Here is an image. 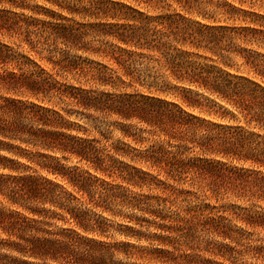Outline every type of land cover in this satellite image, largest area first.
I'll list each match as a JSON object with an SVG mask.
<instances>
[{
  "label": "trees",
  "instance_id": "trees-1",
  "mask_svg": "<svg viewBox=\"0 0 264 264\" xmlns=\"http://www.w3.org/2000/svg\"><path fill=\"white\" fill-rule=\"evenodd\" d=\"M164 1L201 21L142 18L126 5L89 0L90 10L104 6L126 21L96 32L116 44L102 51L83 42L93 26L0 13V33L17 38L12 46L0 43V264H217L204 255L235 258L249 231L264 229V215L188 199L262 196L264 175L183 158L199 149L264 169V137L254 132L264 134V55L254 50L264 49V16L242 8L264 11V0ZM235 17L252 25L226 22ZM71 51L102 52L105 62ZM235 57L260 80L206 64L231 69ZM144 82L175 100L120 92ZM204 95L235 111L217 116H229L227 124L204 110ZM110 117L125 123L122 139L139 143L135 137L146 133L148 147L110 143L112 124L93 127V136L80 125ZM132 122L145 129L133 131ZM69 160L87 170L63 164ZM107 216L120 220L117 228Z\"/></svg>",
  "mask_w": 264,
  "mask_h": 264
},
{
  "label": "rangeland",
  "instance_id": "rangeland-1",
  "mask_svg": "<svg viewBox=\"0 0 264 264\" xmlns=\"http://www.w3.org/2000/svg\"><path fill=\"white\" fill-rule=\"evenodd\" d=\"M89 0H57L55 2L54 0H0V13L7 12L10 15L16 14L20 17L29 18L33 21H45V22H51L52 24H60V25H67V26H77V25H86V26H93L95 27L94 30H88L87 35L83 38V42L88 44V47H91L92 49H100L101 51L109 48L114 47L116 44L109 38H102L97 35L96 32L107 30L109 26L112 25H123L126 24V21L123 19H112L110 16H112V11H108L104 6H101L99 10H90L89 6L87 5V2ZM114 3H118L121 5H126L129 8L136 10L143 14L142 18L144 16H158V15H164V14H181L189 21H201L199 17L193 14L186 13L184 11H180V9L177 7V5L173 4L170 1H164V0H107ZM216 1V0H213ZM228 3H233L237 6H239L238 1L233 0H225ZM242 8L248 12H254L257 15L264 16V11L262 9H259L257 6L252 7L248 3L242 5ZM206 10H210V7H207ZM106 14V15H105ZM210 17V16H209ZM215 18L220 21H224L226 17H222L220 15H216ZM242 17H235L228 19L226 22L229 24H242L245 25L247 23L248 25H252L250 23V20L247 19L246 22H243ZM17 41V38H9L7 35H2L0 33V43H5L10 46H12V42ZM257 53L260 55H264V49H256ZM71 56L81 57L82 59H87L89 61L93 62H99L104 63V54L102 52L100 53H86L84 51H71L69 53ZM208 65L216 66L218 69H224L226 72L235 73L236 69L239 68L240 72L244 74L249 73V77H252L256 81H259L258 77L254 74L253 71L249 69H245L244 66H242V60L239 57L232 58V68L228 69L225 67H222L220 64H214L211 62H206ZM10 67H8L9 69ZM150 81V80H149ZM144 85L135 84L133 87L121 89V93H128V94H134L137 96L143 95V96H161L165 97V95L159 94L156 92L158 89L157 87L149 88L148 84L149 82H144ZM109 91H111L110 87H106ZM116 92V93H120ZM173 92L171 91V94ZM3 95V93H0V96ZM168 100H175L173 96L169 95L168 97H165ZM208 100H205V99ZM200 100L205 104L209 106H213L211 109L208 107H204V110H210L212 112L211 118L217 122L221 123H228L229 116H227L223 120H219L217 116L223 111L235 113V111L228 105L220 102L215 97H211L208 95H204L203 98H200ZM191 113L199 114V110L190 111ZM214 112H218V114H214ZM203 117H206L205 114H200ZM94 118H97L98 116L96 114H93ZM233 122H230L232 124ZM109 124H112L110 126L109 131L110 133L107 135L109 138L110 143H117L118 141L122 143H126L129 147V149L136 148V149H145L148 147V135L146 133H141L139 136L135 137L137 140H142L139 143H136L133 141L132 138L130 139H122L120 132L118 128L125 123H121L117 121L115 118L110 117L106 120L99 121H81L80 125L88 129L89 135L93 136L95 131L93 127H97L100 130L107 129V126ZM130 123H126V125H129ZM131 125L134 129H142L144 130L145 127L141 126L135 122H132ZM253 131V130H252ZM256 133H261L262 137H264V134L262 132H259L258 130H254ZM183 158L185 159H191V158H202V159H213V160H220L221 162L225 163L229 167H236V168H243V169H249L252 171H259L260 174L264 175V169L263 168H257L256 166H252L251 164H244L242 162L232 161L228 159L223 158H217V157H210L208 155L202 154L199 149H190L187 153L184 154ZM119 161H121L124 164H128L132 167H138L140 168L141 164L131 162L128 158H118ZM66 166H77L81 171H86L87 166L85 164H77L74 160H69V162L64 163ZM184 189H188L190 191H194L191 189V187L186 184L182 185ZM188 199L191 200L190 205H200L203 206L204 204H209L210 206H220L224 205L226 207H232L234 206L237 213H250L251 215H264V195L260 196L257 194V196L250 198L249 200L246 199H238L233 196H223L218 199V202L214 199H196L194 196H189ZM186 204V203H184ZM108 222L114 227L117 228L118 224L120 223L119 219L108 217ZM240 226V224H238ZM251 234L247 236V240L243 241V247H239L240 254L236 255L235 258H223L220 256L213 257L209 255H204L205 258L210 259L212 262L217 264H264V229H259L254 231H249ZM115 239H117L115 235ZM218 243H227L222 242L219 239H216ZM261 248L262 253L258 254L255 252V248Z\"/></svg>",
  "mask_w": 264,
  "mask_h": 264
}]
</instances>
